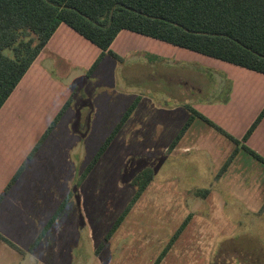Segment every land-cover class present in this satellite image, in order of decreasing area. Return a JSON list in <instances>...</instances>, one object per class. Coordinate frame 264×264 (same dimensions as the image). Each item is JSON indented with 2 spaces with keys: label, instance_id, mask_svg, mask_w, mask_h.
Here are the masks:
<instances>
[{
  "label": "rangeland",
  "instance_id": "rangeland-1",
  "mask_svg": "<svg viewBox=\"0 0 264 264\" xmlns=\"http://www.w3.org/2000/svg\"><path fill=\"white\" fill-rule=\"evenodd\" d=\"M109 50L118 57L106 52L88 76L100 50L62 25L0 110V150L5 144L17 158L0 167V233L29 243L67 198L32 251L25 244L16 253L0 242L7 253L0 264H152L187 215L159 264H264V211H251L264 202V186L243 191L237 179L230 188L241 175L256 183L264 165L239 146L220 176L237 145L197 116L169 147L192 114L186 105L242 143L264 107V75L126 29ZM136 96L134 111L77 184ZM68 97L69 107L4 193L14 164L26 159ZM254 130L245 145L264 157V132ZM145 167L152 181L104 241L135 192L132 178Z\"/></svg>",
  "mask_w": 264,
  "mask_h": 264
},
{
  "label": "trees",
  "instance_id": "trees-1",
  "mask_svg": "<svg viewBox=\"0 0 264 264\" xmlns=\"http://www.w3.org/2000/svg\"><path fill=\"white\" fill-rule=\"evenodd\" d=\"M61 23L100 49L99 55L87 71L88 76L106 52L114 58L118 57L109 50V46L123 29L264 74V0H0V108ZM5 49H10L11 55L6 54ZM138 101L139 96H136L126 107L80 174L77 184L99 160L136 108ZM70 103L71 97L54 116L27 158H31L37 151ZM186 107L192 114L172 140L170 148L176 145L197 116L237 145L221 166L220 174L227 169L239 146L264 165V157L245 145L264 117V107L243 135L242 143L223 132L190 105ZM23 168L24 163L13 174L5 191ZM153 175L150 167H145L134 175L131 184L135 192L109 228L104 241L118 228L131 206L152 181ZM201 193L205 195L208 190ZM1 198L2 195L0 201ZM66 199L55 209L31 246L36 245L50 231ZM189 219L190 215H187L152 264L161 262ZM0 239L15 247L1 234ZM103 244L101 242L99 248Z\"/></svg>",
  "mask_w": 264,
  "mask_h": 264
},
{
  "label": "crops",
  "instance_id": "crops-1",
  "mask_svg": "<svg viewBox=\"0 0 264 264\" xmlns=\"http://www.w3.org/2000/svg\"><path fill=\"white\" fill-rule=\"evenodd\" d=\"M62 25H66V24H64V23H61L58 27H57V29L55 30V32L53 33V35L50 37V39L47 41V43H46V45L47 44H49L50 43V41L52 40V39H54V37L56 36V33L59 31V29H61V27H62ZM67 27H69V26H67ZM70 28V27H69ZM70 29H72V28H70ZM73 30V29H72ZM84 38V37H83ZM91 43V42H90ZM45 45V46H46ZM98 48V47H97ZM44 49V48H43ZM42 49V50H43ZM99 49V48H98ZM41 50V51H42ZM100 50V49H99ZM100 53V52H99ZM99 53H98V55H99ZM41 52L38 54V56L35 58V60L38 58V57H41ZM97 55V56H98ZM96 56V57H97ZM96 57H95V59H96ZM104 57V56H103ZM94 59V60H95ZM35 60L33 61V63L35 62ZM93 60V61H94ZM32 63V64H33ZM93 63V62H92ZM100 63V62H99ZM31 64V65H32ZM99 65V64H98ZM97 65V66H98ZM30 68V67H29ZM97 68V67H96ZM95 68V69H96ZM28 71V70H27ZM253 71V70H252ZM256 72V71H255ZM93 73V72H92ZM257 73H259V72H257ZM262 74V73H261ZM25 75V74H24ZM264 75V74H263ZM20 82V81H19ZM19 84V83H18ZM17 84V85H18ZM17 87V86H16ZM14 91V90H13ZM13 93V92H12ZM11 93V94H12ZM11 94H10V96H11ZM9 96V97H10ZM9 97L7 98V100L9 99ZM69 98V97H68ZM67 98V99H68ZM66 99V100H67ZM6 100V101H7ZM65 100V101H66ZM134 100V99H133ZM139 100H140V96H139ZM6 101H5V103H6ZM65 101L62 103V105L65 103ZM4 103V104H5ZM131 103V102H130ZM3 104V105H4ZM62 105L60 106V108L62 107ZM3 107V106H2ZM2 107L0 108V110L2 109ZM60 108H59V110H60ZM58 110V111H59ZM57 111V112H58ZM57 114V113H56ZM55 114V115H56ZM54 115V116H55ZM63 116V115H62ZM54 118V117H53ZM52 118V119H53ZM188 119V118H187ZM1 120H2V116H1V118H0V122H1ZM0 127H1V124H0ZM182 127V126H181ZM180 127V128H181ZM190 127V126H189ZM188 127V128H189ZM256 130H258V129H261V131H262V133L264 132V117H263V119L260 121V123L258 124V126L255 128ZM188 130V129H187ZM186 130V131H187ZM186 131H185V133H186ZM255 131V130H254ZM184 133V134H185ZM4 134H6V132H4ZM184 134L182 135V137L181 138H183V136H184ZM49 135V134H48ZM47 135V136H48ZM176 136V135H175ZM174 136V137H175ZM6 138H7V136H3V138H2V140L4 139V140H6ZM174 139V138H173ZM180 141V140H179ZM178 141V142H179ZM177 142V143H178ZM177 143H176V145H177ZM175 145V146H176ZM4 150L3 151H1L0 150V156H2V154L3 155H5L6 156V160H2V158L0 157V167L1 166H5V165H7V167L9 168V167H11V161L13 160V158L14 159H17L16 157H14V151L13 150H10V148H8L5 144H4ZM236 148V147H235ZM234 148V149H235ZM233 149V150H234ZM232 150V151H233ZM253 150V149H252ZM232 151L230 152V154L232 153ZM255 151V150H254ZM258 153V152H257ZM230 154H229V156H230ZM237 154V153H236ZM259 154V153H258ZM228 156V157H229ZM236 156V155H235ZM262 156V155H261ZM22 157H23V155H22ZM20 158V160H17L16 161V163L14 164V169H13V173H12V175H11V177L13 176V174L16 172V170L19 168V166L21 165V164H23L24 163V168H23V170H22V172L20 173V175L23 173V171H24V169H25V166H26V161H28V160H31L32 159V157L31 158H27V156H26V159H23V158ZM227 157V158H228ZM233 160H234V158H233ZM233 160L231 161V163L233 162ZM226 161V160H225ZM224 161V162H225ZM5 162H6V164H5ZM231 163L229 164V166L227 167V169L225 170V171H223L221 174H223L224 172H226L228 169H229V167H230V165H231ZM223 165V164H222ZM221 168V167H220ZM4 171H6V170H9V169H7V168H5V169H3ZM1 173V172H0ZM221 174H220V176H221ZM260 174V176L258 177V181L255 183L254 182V180L251 182V183H249L248 182V180L246 179V177L244 176V175H241L240 177H238V178H232V179H230V181L231 182H233L232 183V187H230V188H232V189H234V186H236L234 183V181L235 180H237V179H239V182L241 183V186H239V184L237 185V186H239V188H240V190H242L243 189V191L245 190V191H247V189L248 190H251V188L253 187V186H255L257 189L258 188H262L263 186H264V171H259V173H258V175ZM20 175L17 177V179L12 183V185L5 191V187H4V193H6V194H8V192H9V190H10V188L18 181V179L20 178ZM11 177H10V179H11ZM9 179V180H10ZM234 180V181H233ZM9 182V181H8ZM8 184V183H7ZM6 184V185H7ZM236 186V187H237ZM242 188V189H241ZM0 195H2V194H0ZM12 203H13V199H14V202H15V205H18L20 202H18V197H7ZM246 201L247 202H251V203H254V201L252 200V199H250L251 198V196H249V195H247L246 197ZM4 201V196L2 195V198H1V201H0V205L2 204V202ZM264 203V202H263ZM263 203H262V205H260V206H255V207H253V208H251V211H253V212H257V211H260V208H261V210H263L264 211V208H262V206H263ZM51 216V215H50ZM50 216L48 217V219L50 218ZM48 219L46 220V222L48 221ZM46 222L44 223V225L46 224ZM55 223V222H54ZM44 225L42 226V228L44 227ZM42 228H41V230H42ZM41 230L40 231H38V232H36V233H33L32 234V239H31V241L29 242V243H21L18 239H17V237H16V239H15V237H14V235H13V233H12V231H9V232H7L8 234H9V237H7V236H5V235H3L2 233H0L4 238H6L9 242H11L15 247H13V246H11L9 243H7L6 241H4V240H2V239H0V242H2V243H5L6 244V246L5 247H8L9 249H11V250H13L14 252H16V253H18L19 251L18 250H21V252L23 251V249H24V246H25V244L30 248V246L33 244V242L35 241V239L38 237V235H39V233L41 232ZM51 230V229H50ZM24 231H25V228H24ZM21 234H22V232H21ZM25 234V233H24ZM48 234V233H47ZM46 234V235H47ZM45 235V236H46ZM44 236V237H45ZM112 236V235H111ZM43 237V238H44ZM42 238V239H43ZM41 239V240H42ZM41 240L36 244V245H34V246H32L31 247V249L29 250V251H32V249L33 248H35L40 242H41ZM2 254H4V255H2ZM5 254H7L6 252H3L2 250H0V259L1 260H4V261H6V257H5Z\"/></svg>",
  "mask_w": 264,
  "mask_h": 264
}]
</instances>
